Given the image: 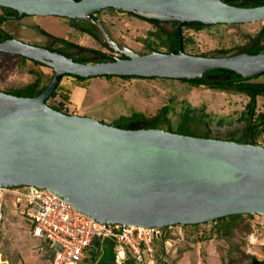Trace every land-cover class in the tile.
Returning a JSON list of instances; mask_svg holds the SVG:
<instances>
[{
	"label": "water",
	"instance_id": "1",
	"mask_svg": "<svg viewBox=\"0 0 264 264\" xmlns=\"http://www.w3.org/2000/svg\"><path fill=\"white\" fill-rule=\"evenodd\" d=\"M20 17L84 18L113 7L160 19L202 23L264 20V3L225 0H0ZM53 68L37 95L0 90V186L47 187L103 222L144 227L195 224L230 214L264 215V145L194 136L164 128H123L47 103L62 76L137 75L198 79L223 68L251 77L264 73V50L206 56L174 52L79 62L17 38L0 41Z\"/></svg>",
	"mask_w": 264,
	"mask_h": 264
},
{
	"label": "rangeland",
	"instance_id": "2",
	"mask_svg": "<svg viewBox=\"0 0 264 264\" xmlns=\"http://www.w3.org/2000/svg\"><path fill=\"white\" fill-rule=\"evenodd\" d=\"M138 13L145 17H159ZM263 25L264 20L201 27L185 24L180 26L183 49L189 54L222 56L245 51L256 40L260 47H264V32L257 37ZM82 27L93 32L96 29L101 42L114 51L110 53L128 50L148 54L154 52L155 47L159 52H166L167 44L155 33L164 38L161 29L174 33L178 24L160 19L155 26L129 11L105 8L75 20L59 15H25L20 19H7L0 24V32L10 33L31 44L59 48L62 53L74 57L84 55L92 62L113 59L87 48L95 47L96 43ZM86 45L87 49L84 48ZM38 73H41V84H45L52 75V69L22 55L0 51V90L25 96L26 84L32 83ZM263 80L264 73L253 79ZM74 84H79L76 90ZM73 93L82 98L81 103L73 100ZM56 94L47 100L52 107H59L61 101L62 109L68 113L95 117L120 127L135 112L144 114L154 123L158 121L164 129L194 136L239 137L244 135L247 125L243 115L249 97L236 86L209 88L204 84L195 86L188 81L157 76L121 78L119 75H100L79 80L64 75ZM259 112H264V95L257 96L256 113ZM255 143L264 145L263 133L257 136ZM3 213L0 226L2 263L8 264L2 258L8 257L12 261L30 258L38 264H47L49 253L46 243L31 235L32 220L22 215L11 202L4 206ZM228 219L164 227L160 232L167 236L161 239L159 235L155 241L154 264H254L253 256L264 260V215L243 214L229 228L224 225ZM105 247L102 252L114 251L111 245ZM95 253L91 248L84 263L93 264Z\"/></svg>",
	"mask_w": 264,
	"mask_h": 264
},
{
	"label": "built area",
	"instance_id": "3",
	"mask_svg": "<svg viewBox=\"0 0 264 264\" xmlns=\"http://www.w3.org/2000/svg\"><path fill=\"white\" fill-rule=\"evenodd\" d=\"M8 202L32 220L31 235L46 243L47 264H84L91 248L104 245L114 248L117 264L128 259L154 264L155 241L167 227L103 222L81 212L52 189L35 185L0 186V226Z\"/></svg>",
	"mask_w": 264,
	"mask_h": 264
},
{
	"label": "trees",
	"instance_id": "4",
	"mask_svg": "<svg viewBox=\"0 0 264 264\" xmlns=\"http://www.w3.org/2000/svg\"><path fill=\"white\" fill-rule=\"evenodd\" d=\"M225 1L227 3H230V4L243 5V6H255V5H259V4L264 3V0H225ZM109 8H113V7H109ZM0 11L2 13H8V12H10V8L7 6H0ZM129 12L131 14H134L137 17L144 19V20H148L152 25H155V26L160 21L159 17H145L142 14L135 12V11H129ZM23 15L25 16L27 14H23ZM91 15H93V14H91ZM71 19L75 20L77 18H71ZM4 20H6V18L3 15H1L0 16V22H3ZM173 22L175 24L179 25L178 21L173 20ZM189 23H193L197 27L206 26V25H215V24H225V23H202V22H194V21H192V22L184 21L181 24V26L185 25V24H189ZM82 30L89 33L91 40L94 43H96L95 47H93V46L87 47V45H86L84 48H86V47L90 48V50L94 51L96 54H99L100 56L109 55L112 58L124 57V54L121 52L120 53L116 52L115 54L110 53V52H114V51H110L111 49H109L107 46H105L101 42V40L98 38L96 29L93 32L88 27H82ZM180 32H181V28L178 26L177 30L174 33H170L164 29H161V33H163L165 35L164 38L162 37V35L160 33H155L159 38L162 39L163 42H165V44H167L168 48H167L166 53L177 51L180 44L182 46H184ZM263 32H264V25L260 29V31L258 32L257 37L260 36ZM60 40L62 41L64 39H60ZM69 44H71V43H69ZM100 47H101V49H100ZM262 50H264V47H260L259 42L256 40L254 42V44L250 48L246 49L245 51L249 52V53H257V52L262 51ZM153 51L154 52L158 51V48L155 47L153 49ZM67 56L72 57L69 54ZM72 58L75 59L76 61H82V62L90 61L89 58L87 56H84V55H80L77 57L73 56ZM34 61L37 64L39 63V65H42L37 60H34ZM207 72L216 74L217 76L208 77V75H205L204 77L198 78V79H185V78H179V77H173V76H167V77H171L174 79H180L182 81H188L189 83H191L195 86L204 84V85H207L209 88L228 89L229 87H232V86L238 87V89L240 91H243L249 97V99L246 103V106H245V108H246L245 113L243 115V117L247 119V125L245 127L244 135L239 136V137L231 136L229 138V140L239 141V142H243V140H244L247 143H255L257 136L260 133L264 134V112L256 113L257 96L258 95H264V80L263 81H253V79L258 78L260 76V74L245 78L238 72L228 70V69H223V68L210 69ZM67 75H72V76L78 78L79 80H83L86 78V77H83L80 75H75V74H67ZM104 76L111 77L113 75L107 74ZM119 76L121 78H131V77H134L137 75H119ZM139 77H145V76H139ZM45 86H46V84H43V83L41 84V73H38V76L36 77V79L32 83L26 84L25 88H26L27 92L24 95L25 96L37 95L45 88ZM56 88L51 92L48 99L51 97H55L57 95L56 94ZM62 106L63 105L60 101V106L59 107L53 106V108L61 110L65 113H68L67 111L62 109ZM154 122L155 121L149 120L148 117L145 116L144 114L135 112L124 121L123 128H131V129L144 128V127L162 128V127H160L161 124L158 121H156V123H154ZM167 130H170V129L168 128ZM205 135L206 136H204V137L209 136L208 134H205ZM247 136H249L250 139L245 140V137H247ZM245 214L251 215V213H245ZM242 216H243V214H230V215H226L223 217L216 218L212 221H218V220L221 221V220H226L227 218H229L227 220V222H225V224H224L226 227L229 228L236 219L241 218ZM196 224H198V223L191 224V225H196ZM184 225H188V224H184ZM166 236L167 235L163 236L162 239H165ZM95 251H96V253L94 255H96L100 251V249L96 248ZM252 262L254 264H259V263L264 264V260L260 261L255 256L252 257ZM122 264H136V263H134L132 260L128 259Z\"/></svg>",
	"mask_w": 264,
	"mask_h": 264
},
{
	"label": "crops",
	"instance_id": "5",
	"mask_svg": "<svg viewBox=\"0 0 264 264\" xmlns=\"http://www.w3.org/2000/svg\"><path fill=\"white\" fill-rule=\"evenodd\" d=\"M77 85H79V84H76V85L74 84V90H76ZM71 96H72L73 100L76 101L77 104L81 103L82 98L76 97V95L74 93ZM77 96H79V95L77 94ZM75 98H77V99H75ZM107 246L108 245H104L103 248L104 247L107 248ZM103 248L100 249V251L96 254L95 259L93 260L92 263L93 264H117L114 262V251L109 252V251L105 250V252H102ZM0 254H1V252H0ZM2 258L6 259L8 264H38L34 259H30V258L28 260H25V261H23V260H19V261L13 260L12 261L8 257H2ZM4 263H6V262H4ZM84 264H86V263H84Z\"/></svg>",
	"mask_w": 264,
	"mask_h": 264
},
{
	"label": "flooded vegetation",
	"instance_id": "6",
	"mask_svg": "<svg viewBox=\"0 0 264 264\" xmlns=\"http://www.w3.org/2000/svg\"><path fill=\"white\" fill-rule=\"evenodd\" d=\"M10 8V7H9ZM1 15H3L5 18H6V20L7 19H20V18H22V17H24V15H22V16H20V17H18L17 16V12L14 10V9H12V8H10V12H8V13H2L1 11H0V16ZM5 21V20H4ZM2 22H0V24H1ZM7 38H16L15 36H13L12 34H10V33H2V32H0V41H2V40H5V39H7ZM17 39H19V38H17ZM20 40H22V39H20ZM24 41V40H23ZM45 47H47V48H49V49H51V50H57V51H60L61 52V49H59V48H54V47H52V46H50V45H45ZM1 52H3V51H1ZM118 53H120L119 51H117ZM10 53V52H9ZM14 54H17V53H14ZM17 55H21V54H17ZM68 55V54H67ZM23 56V55H22ZM71 56V55H70ZM24 57H26V56H24ZM73 57V56H72ZM124 57H126V55L124 54ZM28 58V57H27ZM28 59H31V60H35V59H32V58H28ZM114 59V58H113ZM39 62V61H38ZM79 62H82V61H79ZM87 62H92V61H87ZM96 62V61H95ZM42 65H44V66H48V67H50L51 69H52V74H53V68L51 67V66H49V65H47V64H44V63H42V62H40ZM65 75H67V74H65ZM205 75H208V77H211V76H217L216 74H213V73H206ZM72 76V75H71ZM51 77H52V75H51ZM51 77L49 78V81H50V79H51ZM48 81V82H49ZM48 82H46L45 84H47ZM58 86V85H57Z\"/></svg>",
	"mask_w": 264,
	"mask_h": 264
},
{
	"label": "bare ground",
	"instance_id": "7",
	"mask_svg": "<svg viewBox=\"0 0 264 264\" xmlns=\"http://www.w3.org/2000/svg\"><path fill=\"white\" fill-rule=\"evenodd\" d=\"M0 264H3L2 261H1V258H0Z\"/></svg>",
	"mask_w": 264,
	"mask_h": 264
}]
</instances>
